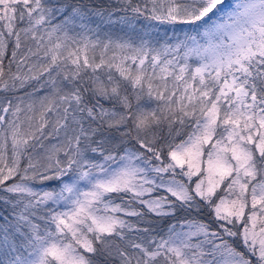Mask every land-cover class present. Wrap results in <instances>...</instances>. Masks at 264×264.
<instances>
[{
  "label": "snow or ice",
  "instance_id": "6c2138e0",
  "mask_svg": "<svg viewBox=\"0 0 264 264\" xmlns=\"http://www.w3.org/2000/svg\"><path fill=\"white\" fill-rule=\"evenodd\" d=\"M0 264H264V0H0Z\"/></svg>",
  "mask_w": 264,
  "mask_h": 264
},
{
  "label": "trees",
  "instance_id": "16d2710c",
  "mask_svg": "<svg viewBox=\"0 0 264 264\" xmlns=\"http://www.w3.org/2000/svg\"><path fill=\"white\" fill-rule=\"evenodd\" d=\"M5 69L7 70V60L5 61ZM13 71H15V66H13Z\"/></svg>",
  "mask_w": 264,
  "mask_h": 264
}]
</instances>
